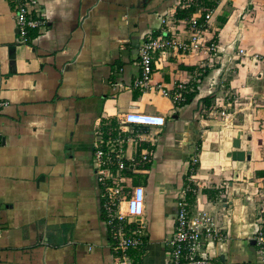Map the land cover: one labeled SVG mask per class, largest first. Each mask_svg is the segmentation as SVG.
Segmentation results:
<instances>
[{
  "label": "crops",
  "instance_id": "obj_1",
  "mask_svg": "<svg viewBox=\"0 0 264 264\" xmlns=\"http://www.w3.org/2000/svg\"><path fill=\"white\" fill-rule=\"evenodd\" d=\"M37 1L46 28L23 44L0 0V264H114L94 144L136 159L123 172L126 188L145 191L133 264H167L191 175V211L213 215L225 234L202 251L213 264H264L254 243L264 208V62L253 57L264 56V0H197L193 12L179 8L182 0ZM210 11L203 42L219 47L218 59L160 54L150 85L136 86L138 48L160 34L161 20L165 36L187 42L188 20L203 23ZM193 77L179 106L156 87L171 92ZM209 107L227 119L206 115ZM132 111L165 124L122 127ZM235 138L250 160L227 157Z\"/></svg>",
  "mask_w": 264,
  "mask_h": 264
},
{
  "label": "built area",
  "instance_id": "obj_2",
  "mask_svg": "<svg viewBox=\"0 0 264 264\" xmlns=\"http://www.w3.org/2000/svg\"><path fill=\"white\" fill-rule=\"evenodd\" d=\"M197 0H182L180 9H189L196 5ZM14 13L15 28L18 39L23 44L30 42V32L40 31L46 28V21L39 12L37 0H7ZM212 12L204 16L203 23L193 17L188 20L191 34L187 42L177 39L169 33L168 20L162 19L164 28L156 37H148L138 48V66L140 74L135 85L146 88L150 85L153 72V60L155 56L167 52L180 53L185 56L188 53H202L218 59L219 47L203 42L205 24L209 21ZM239 54L244 55L242 49ZM264 62V56H253ZM198 79L193 77L186 84H177L173 91L156 86L164 97L169 98L175 106L186 102L187 95L195 89ZM5 105V104H3ZM203 112L210 117L227 119L228 114L224 109L215 107L205 108ZM165 118L159 114L129 112L122 119V127L126 125L148 126L160 128L164 126ZM1 145V140H0ZM141 160L147 156L142 155ZM134 157L125 158L122 151L115 152L109 145L102 148L97 144L93 146V170L97 183L101 189V213L107 226L108 236L111 242L114 264H133L129 251L143 245L145 234L141 218L145 212V191L142 187H125L126 177L123 172L129 164L135 163ZM198 160L194 159L195 164ZM192 174V171H190ZM196 184L190 176V183L181 190L176 202L175 228L166 243L167 264H213L212 258L202 251L205 243L217 244L225 240L223 227L215 217L203 211H191L189 198L196 194ZM264 200V194H263ZM261 227L254 238L258 258L264 263V208H262ZM139 219V220H138Z\"/></svg>",
  "mask_w": 264,
  "mask_h": 264
},
{
  "label": "water",
  "instance_id": "obj_3",
  "mask_svg": "<svg viewBox=\"0 0 264 264\" xmlns=\"http://www.w3.org/2000/svg\"><path fill=\"white\" fill-rule=\"evenodd\" d=\"M232 148L234 150L227 154V157H230L231 160H233V161H243L245 159L246 160H250V154L248 152H244V151L240 150V145H239V139L238 138H235L232 141Z\"/></svg>",
  "mask_w": 264,
  "mask_h": 264
},
{
  "label": "trees",
  "instance_id": "obj_4",
  "mask_svg": "<svg viewBox=\"0 0 264 264\" xmlns=\"http://www.w3.org/2000/svg\"><path fill=\"white\" fill-rule=\"evenodd\" d=\"M198 5V1H196V5L194 6V7H192V8H189V9H191L190 11L191 12H193L194 11V9L193 8H196V6ZM193 9V10H192Z\"/></svg>",
  "mask_w": 264,
  "mask_h": 264
}]
</instances>
